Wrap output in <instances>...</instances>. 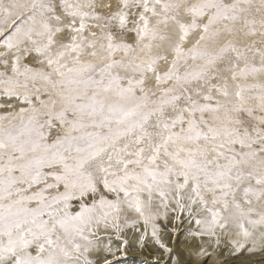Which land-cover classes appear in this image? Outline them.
Instances as JSON below:
<instances>
[{
    "label": "snow or ice",
    "instance_id": "snow-or-ice-1",
    "mask_svg": "<svg viewBox=\"0 0 264 264\" xmlns=\"http://www.w3.org/2000/svg\"><path fill=\"white\" fill-rule=\"evenodd\" d=\"M0 264H264V0H0Z\"/></svg>",
    "mask_w": 264,
    "mask_h": 264
}]
</instances>
